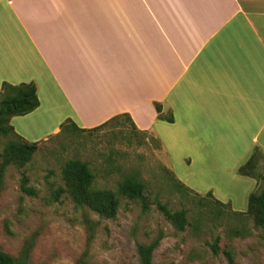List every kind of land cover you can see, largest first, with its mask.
<instances>
[{"label": "crops", "instance_id": "0c3cea01", "mask_svg": "<svg viewBox=\"0 0 264 264\" xmlns=\"http://www.w3.org/2000/svg\"><path fill=\"white\" fill-rule=\"evenodd\" d=\"M5 82L37 87L39 107L11 119L29 141L52 116L44 138L128 114L190 161L246 163L264 150V0H0Z\"/></svg>", "mask_w": 264, "mask_h": 264}, {"label": "rangeland", "instance_id": "374dc122", "mask_svg": "<svg viewBox=\"0 0 264 264\" xmlns=\"http://www.w3.org/2000/svg\"><path fill=\"white\" fill-rule=\"evenodd\" d=\"M51 118L42 123L47 131L30 138L39 141L31 161L23 168L11 164L6 169L0 187L2 249L21 256L33 240L27 264H77L82 257L87 264H140L136 243L162 235L154 264H264V229L255 225L253 216H234L228 207L221 211L213 200L208 205L199 202L200 196L212 192L233 210L246 212L249 195L262 189L263 183L238 174L244 160L226 156L219 165L204 164L200 158L190 161L187 156L194 155L192 150L165 146L136 132L125 119L94 132L61 130V126L45 139L41 135L58 120ZM11 138L0 135V154ZM71 158L89 163L99 188L117 190L125 176L139 175L146 184L149 209L122 196L116 217L102 218L88 207H76L68 195L52 201V189L64 185L62 168ZM259 171L264 172L263 160ZM24 174L37 190L36 196L22 191ZM176 177L199 196L179 190ZM158 202L173 211H188L185 230L175 228ZM217 238L221 250L215 255L211 245ZM225 250L232 252L233 261Z\"/></svg>", "mask_w": 264, "mask_h": 264}, {"label": "trees", "instance_id": "16d2710c", "mask_svg": "<svg viewBox=\"0 0 264 264\" xmlns=\"http://www.w3.org/2000/svg\"><path fill=\"white\" fill-rule=\"evenodd\" d=\"M39 105L40 99L37 87L34 83H21L18 85H13L7 82L3 83L0 92V135L7 137L11 136L12 138L9 139L3 152L0 154L2 157L0 164V187L4 182L7 167L11 164H15L18 167L23 168L31 161L39 148L38 142L29 141L15 131L11 124V119L15 116H21L32 112L37 109ZM156 107L160 119H166L169 122H173L174 118L172 116L165 117L161 113L162 107L160 104L156 103ZM123 119L131 121L128 114H121L93 129H81L72 121H68L62 125L61 130H69L72 128L81 132H94L111 125L115 121ZM131 127L138 132L134 123H132ZM262 160L264 161V150L260 147H256L246 163L241 165L237 170L239 175L252 177L258 182L261 181V183H263L262 189L256 190L249 195V207L246 212L233 210L230 204L223 203L216 199L212 192H209L206 196H200L199 202L206 201V204L208 205L209 202L213 200L220 207L221 211H224L221 207H228L231 214L234 216H253L255 225L264 229V172L259 171ZM62 178L64 185H59L52 189V201H59L62 197L68 195L76 207H88L102 218L116 217L122 196L139 201L145 211L150 207L146 195V184L137 174L125 176L118 182L117 190L99 188L95 186L96 176L89 163L80 158H71L63 165ZM174 179L177 182L176 185L179 190L186 194H195L190 187L186 186L177 177ZM29 183V176L24 174L21 184L22 191L30 196H36L38 194L37 190ZM157 206L177 230H185V227L188 224V211L186 209L173 211L169 209L167 204L161 202H158ZM88 223L93 230V223L90 220H88ZM237 234H239V232H237ZM161 239L162 235H159L150 242L136 243L140 264H154V254L161 243ZM33 246L34 241L31 240L26 244L25 250L22 252L21 256H15L0 247V264H27ZM211 249L215 255L219 254L221 250L219 238H217V240L211 245ZM224 253L230 261L234 260L231 251L225 250ZM77 264H87V262L82 257L78 260Z\"/></svg>", "mask_w": 264, "mask_h": 264}]
</instances>
